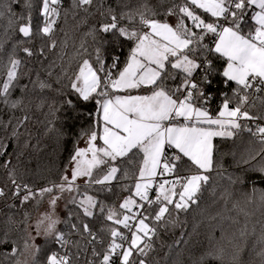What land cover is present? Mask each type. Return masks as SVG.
<instances>
[{"label":"snow or ice","instance_id":"6c2138e0","mask_svg":"<svg viewBox=\"0 0 264 264\" xmlns=\"http://www.w3.org/2000/svg\"><path fill=\"white\" fill-rule=\"evenodd\" d=\"M20 3L0 5V21L7 19L0 156L10 147L6 140L19 141L33 107L47 108V131L58 140L76 122L90 123L46 186L21 182L11 159L0 164L7 173L0 185V264H81L84 252L91 258L83 264H152L161 231L200 209L209 190L224 207L210 218L228 226L221 225L198 264H244L246 252L254 257L248 264H264V189L225 177L214 144L239 138L229 154L264 181V0H71L67 8L64 0H40L35 28V0H23L17 14L12 5ZM62 14L83 30L71 54L58 27ZM25 57H36L39 67H28ZM213 172L227 180L219 192ZM116 186L127 195L110 204L106 194L115 195ZM61 200L66 219L57 211ZM41 204L33 223L27 209Z\"/></svg>","mask_w":264,"mask_h":264},{"label":"trees","instance_id":"16d2710c","mask_svg":"<svg viewBox=\"0 0 264 264\" xmlns=\"http://www.w3.org/2000/svg\"><path fill=\"white\" fill-rule=\"evenodd\" d=\"M9 0H0V5L8 3ZM71 0H64V7L67 8L70 5ZM40 0H35L36 9H34L33 15V26L34 28L40 24V18L38 14V6ZM14 11L19 14L23 11V0H21L20 5L13 4ZM7 25V19L0 21V39L3 38V28ZM58 27L63 28L68 34L69 38V54L72 53L73 49L71 47L73 41L76 45H79L82 29L78 28V21L74 20L72 15L69 14L67 20L65 21L63 14L60 21L58 22ZM60 39L64 38L63 33H57ZM19 38L18 34L13 36V39ZM41 40L37 38L34 42L35 47L38 49L41 45ZM32 46V45H29ZM23 56V53H20ZM54 58V57H53ZM25 62L28 67L38 68L37 58H26ZM218 66L223 65V61H218ZM27 82V81H24ZM16 96L20 93L17 91ZM34 103H38L36 97H31ZM94 107V106H90ZM22 112H17L16 116H22ZM30 120L27 125L20 129L22 135L19 141L6 140V143L10 144L7 153L0 156V164H3L6 160L11 159V164L17 170V178L21 182H26L31 184L34 188H39L46 186L49 181L57 180L59 174L63 167L67 163V157L69 150L72 147V140H75V135L79 132L81 127H87L90 121L76 122L71 128V135L64 140H58L55 134H51L47 131L49 125L48 120L51 117L47 116V108L44 110L32 108L29 113ZM4 119H8V115L4 114ZM7 134L0 131V139H3ZM245 139H247V134H245ZM219 148L216 154V160L219 164L223 166L224 176L231 174L233 176H242L245 178L248 188L250 189L253 185L257 189H264V181L258 173L253 171H242L237 167L234 157L229 154L230 152L237 151L240 144L239 138L235 140H221L216 138L214 140ZM27 145V147L25 146ZM80 146H85V142L80 141ZM213 183L217 185V192L222 190L227 186V180L217 176L215 172L212 173ZM7 181L6 170L0 167V185ZM115 195L109 193L107 195L108 203L118 204L123 196L127 195L126 192H121L119 186L114 188ZM46 199V198H45ZM66 203V202H65ZM44 204L39 207L35 205L29 206L28 211L33 217V222L35 217L41 210ZM69 207H71L69 205ZM230 207V205H229ZM0 208H4L3 202H0ZM207 208L208 211L203 209ZM8 212V209H4ZM68 209L64 205L63 219H66ZM224 212V207L222 203H213V197L209 191H205L203 202L200 209H193L188 214H181L180 220L181 224L176 227H170L167 232L161 231L159 239L156 240L155 248L156 250L150 254V261L152 264H198V261L202 256H204L218 241L219 234L221 232V225L227 228L228 222L220 220H212L211 216H216L217 213ZM228 215H235V212H230ZM19 216V213H17ZM260 213L256 212L254 219H259ZM3 217L0 216V219ZM243 217H241V221ZM60 227H63L61 225ZM97 227L99 225L97 224ZM183 235V243L177 244L176 241L180 240L181 234ZM78 239V237H74ZM83 241L81 242L83 246ZM0 248V251H3ZM75 252L76 249H73ZM90 257V252H84L81 257V264L84 260ZM254 257L250 252H246L243 256L244 264H248L250 260ZM213 264H218V262L213 261Z\"/></svg>","mask_w":264,"mask_h":264},{"label":"rangeland","instance_id":"374dc122","mask_svg":"<svg viewBox=\"0 0 264 264\" xmlns=\"http://www.w3.org/2000/svg\"><path fill=\"white\" fill-rule=\"evenodd\" d=\"M64 205H65V201H64V200H61V201L59 202V204H58V208H57L58 214L60 215L61 219H63ZM45 207H46V204L43 205V207L41 208V210L39 211V213L37 214V216L40 214V212L44 211ZM37 216H36V217H37ZM36 217H35V218H36ZM34 222H35V220H34ZM34 222H33V223H34Z\"/></svg>","mask_w":264,"mask_h":264},{"label":"built area","instance_id":"2783aa9c","mask_svg":"<svg viewBox=\"0 0 264 264\" xmlns=\"http://www.w3.org/2000/svg\"><path fill=\"white\" fill-rule=\"evenodd\" d=\"M213 108H215V105H213Z\"/></svg>","mask_w":264,"mask_h":264}]
</instances>
